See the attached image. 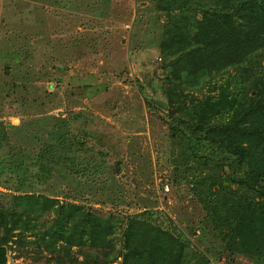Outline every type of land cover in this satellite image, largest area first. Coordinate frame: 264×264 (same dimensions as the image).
Wrapping results in <instances>:
<instances>
[{"label":"rangeland","instance_id":"374dc122","mask_svg":"<svg viewBox=\"0 0 264 264\" xmlns=\"http://www.w3.org/2000/svg\"><path fill=\"white\" fill-rule=\"evenodd\" d=\"M217 4L0 0V209L42 195L116 218V250L119 228L139 218L182 240L187 263L264 264V239L250 255L224 239L245 167L229 161L222 138L204 137L257 95L254 73L264 91V48L201 78L178 65L199 50L200 24ZM195 141L197 153L187 145ZM253 200L252 211L264 209L261 195ZM54 218L44 214L38 229ZM9 246L7 264H53L31 243Z\"/></svg>","mask_w":264,"mask_h":264},{"label":"trees","instance_id":"16d2710c","mask_svg":"<svg viewBox=\"0 0 264 264\" xmlns=\"http://www.w3.org/2000/svg\"><path fill=\"white\" fill-rule=\"evenodd\" d=\"M217 2L214 13L205 16L200 24V51H190L178 62L190 75L198 73V78L220 73L228 67L238 68L264 48V0ZM252 76L256 77L250 90L257 95L247 97L241 106L234 108L226 125L204 133L207 142H211L210 138L215 141L222 138L218 144L231 152V163L244 164L242 177L235 180L244 192L233 197L237 201L235 220L226 227L224 239H231L232 250L247 255L264 239V235L261 238L264 209L252 211L253 195L264 198V91L257 90V83L262 81L259 74ZM187 145H191L194 153L198 152L197 141ZM14 200L15 211L0 209V264L8 263L7 254L12 250L9 242L20 246L31 243L37 248L38 256L46 252L50 256L46 261L53 264H112L119 258L120 264H190V260L187 263L189 247L169 231L146 220L128 219L124 228H119L121 249L116 250L113 238L118 221L113 216L103 217L83 206L36 194ZM48 213H53L55 218L41 232L39 221ZM25 233L33 235L34 241L27 242ZM78 255L82 256L81 261ZM195 261L194 264L207 262L204 257Z\"/></svg>","mask_w":264,"mask_h":264}]
</instances>
